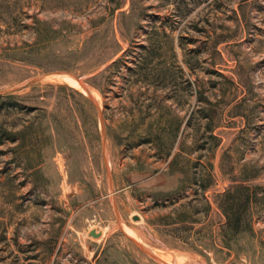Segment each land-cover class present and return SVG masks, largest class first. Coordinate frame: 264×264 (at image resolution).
<instances>
[{
    "label": "rangeland",
    "instance_id": "rangeland-1",
    "mask_svg": "<svg viewBox=\"0 0 264 264\" xmlns=\"http://www.w3.org/2000/svg\"><path fill=\"white\" fill-rule=\"evenodd\" d=\"M0 104V264H264V0H0Z\"/></svg>",
    "mask_w": 264,
    "mask_h": 264
},
{
    "label": "trees",
    "instance_id": "trees-1",
    "mask_svg": "<svg viewBox=\"0 0 264 264\" xmlns=\"http://www.w3.org/2000/svg\"><path fill=\"white\" fill-rule=\"evenodd\" d=\"M8 98L14 97L13 93H9L5 95ZM3 102V101H2ZM1 102V104H2ZM0 104V105H1ZM3 129L4 131H8L7 133L11 137V139H17L18 135L16 131ZM210 135L216 139L215 143H218V137L216 134L212 132ZM225 212L227 213V222L225 225L224 233L227 238H232L242 227L243 225V217H244V207L246 203V198L241 194V192H230L225 191Z\"/></svg>",
    "mask_w": 264,
    "mask_h": 264
},
{
    "label": "water",
    "instance_id": "water-1",
    "mask_svg": "<svg viewBox=\"0 0 264 264\" xmlns=\"http://www.w3.org/2000/svg\"><path fill=\"white\" fill-rule=\"evenodd\" d=\"M41 76H42V74H39V75H36V76L30 77V78L27 79L25 82H23V83H21V84H18V85L16 86V88H18V87H20V86H22V85H24V84H26V83H30V82L36 81V80H38ZM87 91H88V90H87ZM133 218H138V215H137V214H134V215H133ZM91 231H92L95 235H98V234H99V232L96 231V230H94V229H92Z\"/></svg>",
    "mask_w": 264,
    "mask_h": 264
},
{
    "label": "bare ground",
    "instance_id": "bare-ground-1",
    "mask_svg": "<svg viewBox=\"0 0 264 264\" xmlns=\"http://www.w3.org/2000/svg\"><path fill=\"white\" fill-rule=\"evenodd\" d=\"M170 254V253H169ZM162 255H164V254H162ZM160 257V256H159ZM162 258V257H161Z\"/></svg>",
    "mask_w": 264,
    "mask_h": 264
}]
</instances>
